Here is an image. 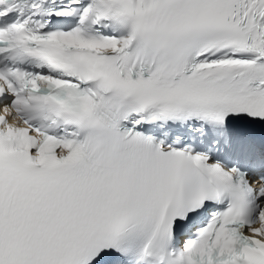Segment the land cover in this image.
<instances>
[{
  "label": "snow or ice",
  "instance_id": "6c2138e0",
  "mask_svg": "<svg viewBox=\"0 0 264 264\" xmlns=\"http://www.w3.org/2000/svg\"><path fill=\"white\" fill-rule=\"evenodd\" d=\"M0 264H264V0H0Z\"/></svg>",
  "mask_w": 264,
  "mask_h": 264
}]
</instances>
